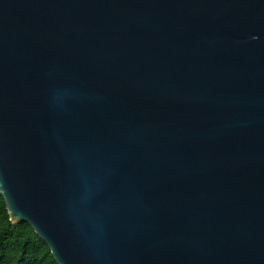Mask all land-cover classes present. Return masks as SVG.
Returning <instances> with one entry per match:
<instances>
[{
    "label": "water",
    "instance_id": "obj_1",
    "mask_svg": "<svg viewBox=\"0 0 264 264\" xmlns=\"http://www.w3.org/2000/svg\"><path fill=\"white\" fill-rule=\"evenodd\" d=\"M0 194L57 264H264V0H0Z\"/></svg>",
    "mask_w": 264,
    "mask_h": 264
},
{
    "label": "trees",
    "instance_id": "obj_2",
    "mask_svg": "<svg viewBox=\"0 0 264 264\" xmlns=\"http://www.w3.org/2000/svg\"><path fill=\"white\" fill-rule=\"evenodd\" d=\"M0 264H57L46 242L26 221L9 219L1 194Z\"/></svg>",
    "mask_w": 264,
    "mask_h": 264
}]
</instances>
